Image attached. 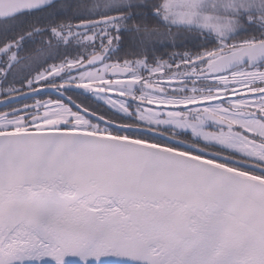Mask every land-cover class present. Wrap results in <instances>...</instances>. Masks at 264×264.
<instances>
[{"label":"snow or ice","instance_id":"6c2138e0","mask_svg":"<svg viewBox=\"0 0 264 264\" xmlns=\"http://www.w3.org/2000/svg\"><path fill=\"white\" fill-rule=\"evenodd\" d=\"M0 264H264V0H0Z\"/></svg>","mask_w":264,"mask_h":264}]
</instances>
